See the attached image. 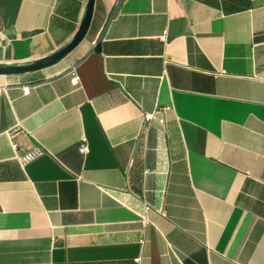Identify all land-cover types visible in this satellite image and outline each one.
<instances>
[{
	"label": "crops",
	"instance_id": "0c3cea01",
	"mask_svg": "<svg viewBox=\"0 0 264 264\" xmlns=\"http://www.w3.org/2000/svg\"><path fill=\"white\" fill-rule=\"evenodd\" d=\"M87 4L0 0V66ZM0 88V264H264V0H95Z\"/></svg>",
	"mask_w": 264,
	"mask_h": 264
},
{
	"label": "water",
	"instance_id": "95a60500",
	"mask_svg": "<svg viewBox=\"0 0 264 264\" xmlns=\"http://www.w3.org/2000/svg\"><path fill=\"white\" fill-rule=\"evenodd\" d=\"M94 4L95 0H88L86 14L80 26V29L73 38V40L67 46L51 54L50 56H47L30 64L0 66V75H18L31 71H36L49 67L63 59L65 56H67L74 48H76L82 42V40L87 35L92 21Z\"/></svg>",
	"mask_w": 264,
	"mask_h": 264
},
{
	"label": "built area",
	"instance_id": "2783aa9c",
	"mask_svg": "<svg viewBox=\"0 0 264 264\" xmlns=\"http://www.w3.org/2000/svg\"><path fill=\"white\" fill-rule=\"evenodd\" d=\"M164 40H166L165 37H163ZM72 84L74 86H78L80 84V77L77 74V72L75 70H73V74H72ZM4 88H0V93H2ZM31 92L30 87L26 86L24 87V94L25 95H29ZM168 109V108H166ZM159 111V110H158ZM153 112V113H146L145 117H144V121L146 124H150L152 121H154L157 117V113ZM160 123L164 122V119L160 118L159 119ZM19 129H14L12 131L9 132V138L14 146V148L16 149V151L18 152V145L14 142V138L16 136V134L18 133ZM79 152L81 155L85 156L86 154L89 153L90 148L89 145L87 143V140L84 139L82 140V142L79 144L78 146ZM44 154V150L41 147H36L30 151L24 152V153H17V156L19 158V160L23 163V164H27L35 159H37L38 157L42 156ZM151 210V206L148 203H144L143 204V209L142 211H138V215L141 218V221L143 223L144 226L148 225L150 223L149 218H148V213Z\"/></svg>",
	"mask_w": 264,
	"mask_h": 264
}]
</instances>
